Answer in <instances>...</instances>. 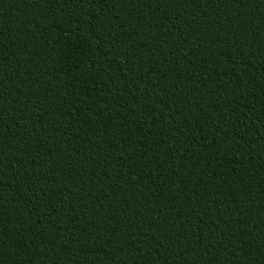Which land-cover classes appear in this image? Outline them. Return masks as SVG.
Segmentation results:
<instances>
[{"label":"trees","instance_id":"1","mask_svg":"<svg viewBox=\"0 0 264 264\" xmlns=\"http://www.w3.org/2000/svg\"><path fill=\"white\" fill-rule=\"evenodd\" d=\"M0 264H264V0H0Z\"/></svg>","mask_w":264,"mask_h":264}]
</instances>
